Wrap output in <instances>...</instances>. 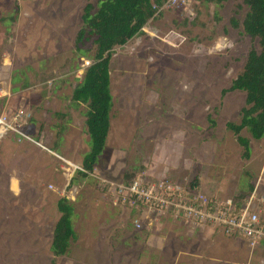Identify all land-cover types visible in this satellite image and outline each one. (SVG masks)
<instances>
[{
  "label": "rangeland",
  "instance_id": "374dc122",
  "mask_svg": "<svg viewBox=\"0 0 264 264\" xmlns=\"http://www.w3.org/2000/svg\"><path fill=\"white\" fill-rule=\"evenodd\" d=\"M100 1L0 0V115L20 109L33 114L22 143L12 135L6 140L13 158L1 171L0 201L16 215L38 213V202L47 213L40 229L26 225L25 233H15L21 230L13 225L16 220L0 218V240L15 233L13 249L0 253V264H264V247L229 238L216 227H191L194 224L171 214L155 213L154 227L137 230L136 211L116 205L117 199L101 185L103 180L122 183L126 174L147 177L149 170L181 183L198 178L200 193L238 204L253 197L254 208L264 217V137L253 140L242 132L250 139L251 151L250 159L244 160L243 148L227 129L228 123H240L246 101L243 92L229 89L249 52L258 49L257 42L231 22L241 24L248 11L245 0H227L221 6L189 0L185 8L161 11L146 28L157 31L158 37L179 33L185 39L179 47H168L142 32L114 50L106 147L94 175L71 183L79 188L74 191L79 200L73 218L78 240L67 256L52 254L63 173L58 155L81 165L90 151L87 132L72 151L64 134L68 124L85 126L87 108L72 102L70 95L83 75V61L91 63V55L78 51L76 38L85 7L95 8ZM51 103L66 113L77 108L78 114L63 122L52 113ZM46 114L61 134L55 140V156L45 143L44 148L35 145L41 125L50 123ZM39 153L48 158V167L34 188L22 183L21 194H14L10 175L16 171L19 180H28L33 156ZM71 189L70 185L61 196L70 200Z\"/></svg>",
  "mask_w": 264,
  "mask_h": 264
},
{
  "label": "trees",
  "instance_id": "16d2710c",
  "mask_svg": "<svg viewBox=\"0 0 264 264\" xmlns=\"http://www.w3.org/2000/svg\"><path fill=\"white\" fill-rule=\"evenodd\" d=\"M195 1L201 5L221 6L227 0ZM163 2L164 0H101L95 8L92 5L85 7L76 47L78 51L85 49L91 55L88 58L91 65L84 70L70 98L72 102L87 108L85 127L90 138V151L83 158L82 171L77 172L72 182L87 179L95 172L98 158L106 147L113 108L110 63L114 50L142 35V29L155 18V7L160 8ZM245 4L248 11L241 24L235 20L231 22L235 28L241 27L246 36L256 41L258 49L254 48L249 52L242 73L233 80L229 89L243 92L246 101L241 110L240 123H228L227 129L243 148L242 158L249 160L250 139L243 137L242 132L246 130L253 140L264 137V0H245ZM89 42L92 43L91 46L85 48ZM137 178L126 174L124 183L129 184ZM191 186H198V178ZM57 208L60 217L53 228L51 252L55 257H60L69 254L72 243L77 240V233L73 223L74 203L63 197L59 199Z\"/></svg>",
  "mask_w": 264,
  "mask_h": 264
},
{
  "label": "built area",
  "instance_id": "2783aa9c",
  "mask_svg": "<svg viewBox=\"0 0 264 264\" xmlns=\"http://www.w3.org/2000/svg\"><path fill=\"white\" fill-rule=\"evenodd\" d=\"M189 0H164L160 8L155 7L157 16L161 11H168L173 8L187 7ZM145 26L142 32L158 37V32L150 33ZM168 47L176 48L184 43V37L179 33L170 31L163 37H158ZM91 65L83 61L80 74ZM32 113L24 109L6 111L0 115V142L10 135L18 138L19 142L24 141V127L32 120ZM31 141V139H29ZM68 165L72 172L82 171V167ZM91 174L90 176H93ZM101 184L117 199L116 205H124L133 208L137 218L133 221L137 230H142L145 221L150 220V227L153 225L151 217L155 213L174 215L182 219L186 224L211 226L218 228L225 236L237 237L245 240L250 246L264 247V217L253 205V197L243 204H238L234 199H223L218 195L200 193L199 187H192L191 183L160 178L150 179L138 177L129 184L108 183Z\"/></svg>",
  "mask_w": 264,
  "mask_h": 264
},
{
  "label": "crops",
  "instance_id": "0c3cea01",
  "mask_svg": "<svg viewBox=\"0 0 264 264\" xmlns=\"http://www.w3.org/2000/svg\"><path fill=\"white\" fill-rule=\"evenodd\" d=\"M50 105H51L52 109H54V111L52 112L54 114V116H56L57 118L60 117L59 120L65 119V120H63V122L68 121L69 117L75 118L76 115L78 114V113H76L77 108L73 111L66 113L64 111H58L60 108H56L52 103ZM50 105L48 107H50ZM77 107H79V106H77ZM44 119L50 120V123L47 122L48 125H45L44 128L42 127L43 124L41 125V127L39 128V131H38V132H40V130L42 131L40 137L35 136L34 139H35L36 144L33 142H31V143L35 144L39 148H44L42 146V144L45 143L47 145L48 153H50L52 156H55L54 149H56L58 146L57 143L55 142V140L58 139L61 134L55 132L56 126L52 124L53 118H51L49 115L46 114V115H44ZM85 121H86V119H85ZM85 121H84V124H85ZM76 124H78V123L76 122ZM31 127L32 126L29 124V126L26 127V132H28ZM65 128H66V130H65L64 137L66 138L67 143H68V145L72 151L74 148H77L79 141H80V137L82 136V134L84 132L86 133V127L84 126V129H83L80 125L68 124V125H66ZM10 137H11V135L9 137H7L8 139H5L4 141L0 142V177H1V171L4 168V166L7 164H10V161L13 158L11 152H9L10 149L7 147L8 141H6V140H9ZM12 137L16 138L18 143L23 142V141L19 142L18 138L14 135H12ZM32 155L33 154L31 153V156ZM58 157H60V161H61L60 165H59V169L61 172H63L62 173V187H61L60 192H59V199L63 198L61 195L64 193L65 189L70 187V185H71L72 196H71L70 200L74 203V205H76V203H78L77 201L79 200V197H76L74 195V191L78 192L79 188L76 187L75 184H71L72 179L75 177L76 172H72L70 170L72 168H70L68 165H65V163H70V164H72L76 167H80V168L82 167V163H81V165H77V164L72 163L68 155L67 156H63V155L59 156L58 155ZM32 163H34V165L31 169V172H29L28 180H25V179H24V181L19 180L16 171H13L12 175H10V177H9V188H10V191L13 192L14 194H16V195L21 194V186L23 184L24 185L27 184L29 189L34 188L35 185H37L38 177H40L42 175L43 170H45L48 167L50 162L48 161V158L45 155L39 153L37 156H33ZM68 168H70V169H68ZM147 172H149V173H146L144 175L147 176L148 178H160V177H157V175L154 174L156 172L153 173L152 170H149ZM163 172H165V171H163ZM160 176L166 178V175L160 174ZM50 187H51V189H53L52 186H50ZM31 194L33 195L32 192H31ZM209 195H213V194H209ZM38 204H39V212L38 213H34L33 211H31V212H33V214L28 213L27 215H22V214L16 215V214L9 211V207L5 204V201L2 200V201H0V206H1L0 218L2 220L6 219L7 221L13 220V219L16 220V223L13 225L17 226V228H21V230L19 232H15V233L28 232L26 229V225L40 229L41 228V222H44V223L46 222V220L44 221L43 216L46 217L47 213L43 214V212H41L42 211V203L38 202ZM47 205H48L47 203H43V208L46 209ZM38 214H39V216H38ZM75 214H76V212H75ZM149 222H150V220L145 221L142 230H148V229L154 227V222H153V225L151 227H150ZM188 225H190V224H188ZM195 226L196 225L191 226V227H195ZM74 228H76L75 225H74ZM75 231H76V229H75ZM15 233H12L14 235V237H15ZM13 235H10V237H5V238L0 240V242H2L4 244L3 246H0V253L1 252L2 253L3 252L9 253V251L11 249H13V246H11V243H10L14 240V238H12ZM77 240H78V234H77ZM215 261H217V260H215Z\"/></svg>",
  "mask_w": 264,
  "mask_h": 264
}]
</instances>
